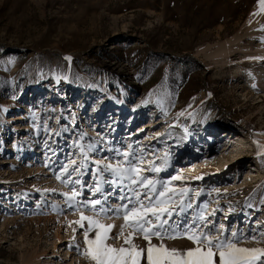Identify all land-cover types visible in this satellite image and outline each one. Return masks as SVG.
Returning <instances> with one entry per match:
<instances>
[{"label":"rangeland","instance_id":"1","mask_svg":"<svg viewBox=\"0 0 264 264\" xmlns=\"http://www.w3.org/2000/svg\"><path fill=\"white\" fill-rule=\"evenodd\" d=\"M126 84L128 107L108 106ZM117 152L189 189L192 207L169 221L178 238L153 245L195 247L179 233L203 212L213 238L264 248V0H0V264H94L82 214L114 224L108 244L127 247L122 213L89 203H126L97 173ZM72 160L80 184L63 182ZM133 244L147 247L140 234Z\"/></svg>","mask_w":264,"mask_h":264},{"label":"snow or ice","instance_id":"2","mask_svg":"<svg viewBox=\"0 0 264 264\" xmlns=\"http://www.w3.org/2000/svg\"><path fill=\"white\" fill-rule=\"evenodd\" d=\"M89 148L95 151L92 146ZM117 155L122 156L123 160L118 161L115 166L112 163L96 161L97 173L98 175L105 172L113 174L115 180H104V183H116L124 190L125 195H122L120 199L126 203L116 209L103 207L99 199L91 200L89 203L93 209L100 206L96 216L103 214L106 217L109 211L117 215L122 213L123 223L115 238H123L124 244L128 246L117 248L108 244L114 224H103L98 219L82 214L80 221L77 222L80 227H84L82 221H88V228L83 233L87 247L82 254L94 264H264V248L238 247L242 237L237 233L232 232L231 238L228 236L213 238L209 234L210 230L204 231L212 222L207 220L203 212L193 217L191 224L185 221L183 232L179 233V236L191 241L195 247L181 251L176 248L169 249L164 243L153 245L151 243L153 237L161 241L165 238H178L176 233L179 225L170 224L169 221L174 215L192 207L191 203H184V197L189 189L177 190L171 186L172 181L181 179L179 175L167 181L144 175L146 171L158 174L162 168L154 164L148 169L142 167V159H137L133 153L117 152ZM81 166H77L75 160L63 166V173L69 178L63 182L71 181L74 184H80L79 179L72 181L71 176L73 172L79 174ZM56 179L61 180V175H57ZM92 191L94 193L101 191L99 180ZM77 195L79 193L73 188L72 197ZM125 229H131V231L125 235ZM219 230L227 231L224 225H220ZM93 231L95 235L90 238V233ZM137 234L142 235L147 242L146 248L133 244Z\"/></svg>","mask_w":264,"mask_h":264},{"label":"bare ground","instance_id":"3","mask_svg":"<svg viewBox=\"0 0 264 264\" xmlns=\"http://www.w3.org/2000/svg\"><path fill=\"white\" fill-rule=\"evenodd\" d=\"M106 68H107V70H109V71H111L112 70V68L111 67H107L106 66ZM117 76L121 79V80H125V72H124V70L123 69H118L117 71ZM105 84V83H104ZM107 88V84L106 85H104V90ZM125 88H129V90H130V92L131 93H133V92H135V90H136V87L133 85V84H126V86L122 89V91H119V90H117V91H114L115 92V94L116 95H114L113 96V98H111V97H109V102H108V106L111 104V101H113L114 103H112V104H114V105H116V107L118 108V110H123V109H125V108H127L128 106H127V101L126 100H128V98H129V96H128V94L127 93H125ZM119 93L120 94H124V95H122V97H118V99L116 98L117 97V95H119ZM106 94V93H105ZM107 98V97H106ZM126 98V99H125ZM113 109H115V108H113ZM121 113V112H120ZM114 117V116H113ZM120 117V116H119ZM113 119V118H112ZM149 126V125H148ZM147 126V127H148ZM118 133V132H117ZM129 133V132H128ZM130 134V136L132 137L133 135H134V133H133V131L131 132V133H129ZM129 136V137H130ZM170 137H171V139L172 140H170V141H166L165 142V144L169 147V146H171V144H173V145H175V137H173V134H172V136L170 135ZM179 142V141H178ZM180 143V142H179ZM171 147H174V146H171ZM178 149H180V148H178ZM182 150V149H181ZM183 151V150H182ZM182 153V152H181ZM168 159H169V157H168ZM165 168V167H164ZM225 220V219H224Z\"/></svg>","mask_w":264,"mask_h":264}]
</instances>
